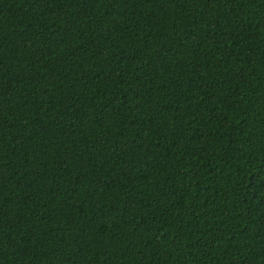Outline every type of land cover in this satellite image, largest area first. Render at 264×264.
Segmentation results:
<instances>
[{
  "label": "trees",
  "instance_id": "trees-1",
  "mask_svg": "<svg viewBox=\"0 0 264 264\" xmlns=\"http://www.w3.org/2000/svg\"><path fill=\"white\" fill-rule=\"evenodd\" d=\"M0 264H264V0H0Z\"/></svg>",
  "mask_w": 264,
  "mask_h": 264
}]
</instances>
